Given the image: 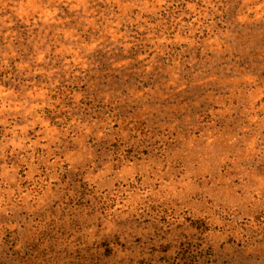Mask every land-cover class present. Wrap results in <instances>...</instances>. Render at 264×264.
I'll return each mask as SVG.
<instances>
[{
  "label": "rangeland",
  "instance_id": "1",
  "mask_svg": "<svg viewBox=\"0 0 264 264\" xmlns=\"http://www.w3.org/2000/svg\"><path fill=\"white\" fill-rule=\"evenodd\" d=\"M0 264H264V0H0Z\"/></svg>",
  "mask_w": 264,
  "mask_h": 264
}]
</instances>
